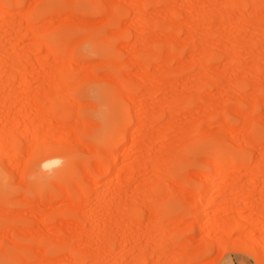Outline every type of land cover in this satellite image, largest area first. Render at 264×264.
I'll list each match as a JSON object with an SVG mask.
<instances>
[{"label": "rangeland", "instance_id": "1", "mask_svg": "<svg viewBox=\"0 0 264 264\" xmlns=\"http://www.w3.org/2000/svg\"><path fill=\"white\" fill-rule=\"evenodd\" d=\"M0 1V264H264V7Z\"/></svg>", "mask_w": 264, "mask_h": 264}, {"label": "bare ground", "instance_id": "2", "mask_svg": "<svg viewBox=\"0 0 264 264\" xmlns=\"http://www.w3.org/2000/svg\"><path fill=\"white\" fill-rule=\"evenodd\" d=\"M238 1H239V0H237V2H238ZM263 1H264V0H263ZM263 1H262V0H249V3H248V4L250 5L249 8L251 9V7H252V13H253V15H255V16L262 15V12L260 11V10H261L260 8H261V7H264V2H263ZM0 2H1V1H0ZM13 2H14V1H13ZM168 2H169V1H168ZM168 2H167V4H168ZM235 2H236V1H235ZM247 2H248V1H247ZM4 4H5V3H4ZM237 4H239V3H237ZM241 5H242V7L244 6V4H242V3H240L238 6L240 7ZM15 6H16V5H15ZM153 6H154V5H153ZM165 6L168 7V6H170V5H169V4H168V5L165 4ZM138 8H139V7H138ZM138 8H137V9H138ZM240 8H241V7H240ZM0 9H1V8H0ZM171 9H173V8H171ZM242 9H244V7H243ZM253 9H254V10H253ZM258 9H260V10H258ZM140 10H142V8L139 9V10H137V11L141 13ZM240 10H241V9H240ZM255 10H256V11H255ZM263 10H264V8H263ZM263 10H262V11H263ZM1 11H2V10H1ZM1 11H0V12H1ZM171 11H173V10H171ZM171 11H169V12H171ZM243 11H245V10H243ZM243 11H242V12H243ZM250 11H251V10H250ZM254 11H255V12H254ZM16 12H18V11H16ZM142 12H143V11H142ZM242 12H240L241 14H240V17L237 18V21L241 19V20L244 21L245 24H249V25H250V23L252 24V18H251V17H248V18L244 17V15H245L244 13H245V12H243V14H242ZM259 12H260V14H259ZM108 13L110 14V11H109ZM140 13H137V15H139V19H138V20H141L140 18H143V17L140 16ZM2 14H3V12H1V15H2ZM17 14H18V13H17ZM28 14H29V12L27 13V15H28ZM141 14H142V13H141ZM171 14H172V13H171ZM171 14H170V15H171ZM257 14H258V15H257ZM15 15H16V14H15ZM135 15H136V14H135ZM241 15H242L243 17H242ZM16 16H17V15H16ZM19 16H20V14H19ZM109 16H110V15H109ZM2 17H3V16H2ZM2 17L0 16V18H2ZM135 17H136V16H135ZM203 17H204V16H203ZM220 17L224 19V17H222V16H220ZM226 17H228V16H226ZM241 17H242V18H241ZM21 18H22V17H21ZM31 18H33V17H31ZM136 18H137V17H136ZM136 18H135V19H136ZM243 18H244V19H243ZM24 19H25V22H26V24H27L28 21H26V17H25ZM143 19H144V22H145V23H146V22L149 23V21H150V20L145 21V18H143ZM143 19H142V20H143ZM204 19H206V18H204ZM226 19H228V18H226ZM9 20H10V19H9ZM1 22H2V20H1ZM5 22H6V21H5ZM21 22H22V21H21ZM25 22H24V23H25ZM144 22H142V23L144 24ZM246 22H247V23H246ZM2 23L4 24V22H2ZM8 23H9V22H8ZM19 23H20V22H19ZM3 24H2V25H3ZM26 24H25V27H26V26H27V27H26V28L24 27V32L27 33V34L30 32L31 35L34 34L35 30H34L33 26L26 25ZM6 25H7V24H6ZM144 25L146 26V24H144ZM144 25H143V26H144ZM4 27H5V26H4ZM8 27H11V26H8ZM34 27H36V26H34ZM146 27H147V26H146ZM12 28H13V26H12ZM144 28H145V27H144ZM147 28H148V27H147ZM151 28H152V27H151ZM6 29H7V28H6ZM39 30H40V29H38V31H39ZM36 33H37V31L35 32V34H36ZM38 33H41V31H39ZM42 33H44V32H42ZM35 34H34V35H35ZM138 34H139V33H138ZM138 34H137V35H138ZM142 34H143V33H142ZM35 36L38 37V34H36ZM35 36H33V37H35ZM39 36H40V34H39ZM140 36H141V35H140ZM141 37H142V36H141ZM38 38H39V37H38ZM136 39H137V38H136ZM138 39H139V38H138ZM36 41H37V40H36ZM41 43H42V42H40V45H41ZM261 44H262V43H261ZM73 45H74V44H73ZM243 45H244V44H243ZM37 46H39V43H38ZM41 46H42V45H41ZM43 46H44L45 48H47V47H46L47 45H45L44 43H43ZM43 46H42V47H43ZM259 46H260V45H259ZM42 47H41V48H42ZM41 48H38V49H41ZM106 48H107V47H106ZM244 48H245V46H244ZM14 49H15V48H14ZM14 49H13V50H14ZM71 49H72V48H71ZM246 49H247V47H246ZM262 49H263V48H262ZM46 50L49 52V53H48L49 56H51V55L53 54L52 52H50V51L48 50V48H47ZM15 51H16V50H14V52H15ZM46 53H47V52H46ZM51 53H52V54H51ZM48 54H47V55H48ZM52 56L54 57L55 55L53 54ZM165 56H166V55H165ZM14 57H15V56H14ZM16 57H17V56H16ZM16 57H15V58H16ZM168 57H169V55H168ZM229 57H230V56H229ZM231 57H232V56H231ZM231 57H230L229 59H231ZM19 58H20V57H19ZM54 58H55V57H54ZM169 58H170V57H169ZM171 58H172V57H171ZM171 58H170V59H171ZM56 59H57V58H56ZM234 59H235V58H234ZM24 60H25V59H24ZM68 60H70V59H68V57H67V61H68ZM232 60H233V57H232ZM232 60H231V61H232ZM70 61H71V60H70ZM70 61H69V62H70ZM112 61H113V60H112ZM112 61H111V62H112ZM14 62H15V61H14ZM16 62H17V61H16ZM21 62H22V61H21ZM71 62H72V61H71ZM113 62H115V61H113ZM165 62H167V58L165 59ZM165 62H164V63H165ZM24 63H25V62H24ZM14 64H15V63H14ZM133 64H134V63H133ZM165 64H166V63H165ZM15 65H16V64H15ZM42 65H44V62L42 63ZM45 65H46V64H45ZM141 66H142V65H141ZM163 66H164V65H163ZM166 66H167V65H166ZM18 67H20L19 63H18ZM18 67H17V68H18ZM41 67H42V66H41ZM48 67H49V66H48ZM144 67H145V66H144ZM20 68H22V67H20ZM57 68H58V67H57ZM161 68H162L161 71H166V69H165L166 67H165L164 69H163V67H161ZM22 69H23V68H22ZM53 69H54V68H53ZM141 69H142V68H141ZM143 69H144V68H143ZM143 69H142V71H143ZM159 69H160V68H158V72H159ZM17 70H18V69H17ZM55 70H56V69H55ZM51 71H52V70H51ZM60 71H61V69H60ZM145 71H146V70H145ZM167 71H169V70H167ZM6 72H8V71H6ZM146 72H148V71H146ZM172 72H173V71H172ZM54 73H55V74H54ZM54 73H53V74H54V76L56 77V74H57L56 71H55ZM139 73H140V72H139ZM156 73H157V71H156ZM159 73H161V72H159ZM7 74H9V73H7ZM7 74H6V75H7ZM13 74H14V73H13ZM51 74H52V73H51ZM53 74H52V75H53ZM161 74H162V73H161ZM140 75H142V74H140ZM162 76H164V74H163ZM58 77H59V76H57L56 82H57L58 79H59ZM138 77H139V76H138ZM144 77H145V76H144ZM144 77H143V78H144ZM159 78H160V77H159ZM162 79H163V77H162ZM22 80H23V83L27 82V78H26V77H24ZM53 80H54V79H53ZM60 80H61V78L59 79V81H60ZM50 81H52V80H50ZM117 81H118V80H117ZM52 82H53V84H54V81H52ZM56 82H55V83H56ZM61 82H62V81H61ZM59 83H60V82H57V84H59ZM63 83H64V82H63ZM117 83H118V82H117ZM53 84H52V86H53V87L55 86V88H56V84H55V85H53ZM138 84H140V83H138ZM116 85H117V84H116ZM140 85H141V84H140ZM52 86H51V87H52ZM57 87H58V86H57ZM120 87H121V86H120ZM121 88H122V87H121ZM53 89H54V88H52V91L55 92ZM59 89H60V88H59ZM57 90H58V88H57ZM114 91H115V90H114ZM144 91H145V90H144ZM57 92H59V90L56 91V93H57ZM56 93H55V94H56ZM55 94H54L53 96H55ZM120 96H123V95H120ZM123 97H124V96H123ZM127 97H128V96H127ZM50 98H53V97L51 96ZM125 99H126V98H125ZM8 101H10V99H9ZM55 101H56V100H55ZM33 102H34V101H33ZM49 102H50V101H49ZM9 103H10V102H9ZM51 103H52V102H51ZM175 103H176V102H174V104H175ZM39 105H41V104L39 103ZM39 105H38V102H37V103H35L33 106H35V107H37V106L40 107ZM30 106H31V105H30ZM33 106H31V107H33ZM28 107H29V106H28ZM28 107H27V108H28ZM41 108H42V107H41ZM172 108H173V107H172ZM34 109H35V108H34ZM37 109H38V108H37ZM51 109H52V108H51ZM48 110H49V109H48ZM52 110H53V109H52ZM30 111H31V110H30ZM34 111H36V110H34ZM40 111H41V110H40ZM42 111H43V110H42ZM178 111H179V110H178ZM37 112H38V111H37ZM3 116H4V115H3ZM250 116H251V115H250ZM0 117H1V116H0ZM239 117H241V114H240ZM245 117H248V116H247V115H245L244 117L242 116L243 119H244ZM4 118H5V117H4ZM143 118H144V117H143ZM2 119H3V118H2ZM246 119H247V118H246ZM248 119H249V117H248ZM3 120H4V119H3ZM251 120H252V119H251ZM219 121H220V120H219ZM222 121H223V120H222ZM244 121H245V120H244ZM244 121H243V123H244ZM254 121H255V120H254ZM246 122H247V121H246ZM251 123H252V122H251ZM172 124H173V123H172ZM225 124H226V122H225ZM170 125H171V123H170ZM223 125H224V124H223ZM245 125L247 126V123H245L244 126H245ZM248 125H249V124H248ZM225 126H226V125H225ZM141 127H142V126H141ZM170 127L173 128V126H170ZM170 127H169V128H170ZM250 127H251V126H250ZM139 128H140V127H139ZM142 128H143V129L140 128V130L138 129V132H139V133H137L138 135H141V134L144 132V131H142V132L140 133L141 130H146V129L144 128V124H143V127H142ZM29 129H30V128H29ZM167 130H168V129H167ZM245 130H249V129H247V128L245 127ZM164 132H166V131H164ZM243 132H245L244 129H243ZM246 132H247V131H246ZM246 132H245V133H246ZM245 133H244V134H245ZM10 134H11V133H10ZM137 134H135L136 137L133 136V138L136 139V140H137V139L139 140V137H138ZM6 135H7V134H6ZM8 135H9V134H8ZM164 135H165V134H164ZM249 135H250V134H249ZM127 136H128V135H127ZM141 136H142V135H141ZM162 136H163V134H161V136H159V137H161V138H159V139L163 141V140H164V137H167V136H166V135L163 136V137H162ZM243 137H244V136H243ZM251 137H252V136H251ZM5 138H6V137H5ZM10 138H11V137H10ZM119 138H120V137H119ZM140 138H141V137H140ZM165 139H166V138H165ZM243 139H244V138H243ZM245 139H246V138H245ZM251 139H252V138H251ZM248 140H249V139H248ZM236 141H237V143H238L239 140H236ZM244 141H246V140H244ZM254 141H256V140H254ZM237 143H236V144H237ZM243 143H245V142H243ZM246 143H247V142H246ZM246 143H245V144H246ZM250 143H251V140H250ZM250 143H248V144H246V145H251ZM240 144H241V142H240ZM240 144H239V145H240ZM0 145H1V144H0ZM3 146H5V145H3ZM237 146H238V144H237ZM240 146H241V145H240ZM251 146H252V145H251ZM253 147H254V146H253ZM0 148H1V146H0ZM5 148H6V147H5ZM7 148H8V147H7ZM7 148L5 149V151L7 150ZM3 150H4V149H3ZM65 153H66V152H65ZM117 153H118V152H117ZM263 154H264V152L262 151V152H261V155H260V156H261V157H260L261 159L259 158V159H260L259 162L257 161V166H256V167H252V166H251V168H250V167L247 165V168H244V167L241 165V163H236L234 167L231 166L230 170H231V169H232V170L234 169L235 172H239V171H241V170H242V171H248L251 175H254V177L259 178L258 176H260V175H262V174L264 175V155H263ZM169 155H170V154H169ZM119 156H120V154H119ZM165 156H166V155H165ZM262 156H263V157H262ZM159 158H160V157H159ZM159 158H158V159H159ZM129 159H130V158H129ZM57 160H60V159H52V160H47V161H48V162H50V161L53 162V161H57ZM154 160L157 161V158H155ZM160 160L163 161L162 158H160ZM160 160H159V161H160ZM227 160H228V159H227ZM128 161H130V160H128ZM156 161H153V163H154V162L156 163ZM159 161H157L158 165L154 163L155 165H157V166L155 167V170H156V171L158 170L157 172H162V170H163V172H164V167H163V166H160V164H162V162H161V161L159 162ZM143 162H144V161H143ZM53 163H54V162H53ZM112 163H113V162H112ZM159 163H160V164H159ZM211 163H212L211 168H212V171L214 172V175H213V176H208V178H206V179H207V180H206V183H207L209 186H210V185H214L215 182H216V179H218L219 177H222L223 175H227V174L229 173V172H226V171H227V170H225L226 167L221 168L220 164H219L217 161H215V163H214V162H211ZM154 164H153V166H155ZM151 165H152V164H151ZM163 165H164V164H163ZM153 166H152L151 168H153ZM101 167H102V166H100V168H101ZM114 167H115V166H114ZM114 167H113V168H114ZM162 167H163V168H162ZM248 167H249V168H248ZM115 169H116V168H115ZM115 169H114V170H115ZM165 169H166V168H165ZM223 169H224V171H223ZM226 169H227V168H226ZM243 169H245V170H243ZM103 170L105 171V169H102V170L100 169V171L97 170L98 172H97V171H96V172H97L98 174L102 175V174H104ZM153 171H154V170H153ZM156 171H155V172H156ZM163 172H162V173H156L157 175L155 174V177H156V176H157V178H159V177H163V176H164L163 174L165 173V172H164V173H163ZM232 172H233V171H232ZM121 174H122V169H120V168L117 167V169L115 170V176H116V178L121 177ZM168 174H169V173H168ZM168 174L166 173L165 178L168 176ZM158 176H159V177H158ZM170 177H171V176H170ZM170 177L168 176V178H170ZM188 177H189V176H188ZM154 184H155V183H154ZM212 187H213V186H212ZM65 192H66V191H65ZM170 193H171V192H170ZM67 194H68V193H67ZM67 194H66V196H67ZM169 195H170V194H169ZM208 195H209V194H208ZM212 196H213V197H211V199H210L211 202H212V201H215V200L218 198L217 193L213 194ZM64 197H65V196H64ZM209 197H210V196H209ZM205 199H208V198H207V195H206V194L201 195V196H200V199H199V203L202 205V202H203ZM150 200H151V199H150ZM74 209H75V208H74ZM155 211H156V209H155ZM155 211H154L155 214H154V218H153V219H156V224H155L156 228H160V227H162V226H165V224H166L167 222H165V223L162 224L163 221H161V224H162V225L160 224L161 226H160V227L158 226V224H157V222H158V216H157V214H156ZM75 213H76V211H75ZM130 213H131V211H130ZM152 215H153V214H152ZM91 216H92V215H91ZM91 216H89V217H91ZM127 216H128V218H129V212H128ZM92 217H93V216H92ZM152 217H153V216H152ZM128 218H127V219H128ZM129 219H131V216H130ZM172 219H173V218H172ZM89 220H92V219L89 218ZM132 220L135 222L134 219H132ZM176 220H177V219H176ZM92 221H93V220H92ZM128 221H130V220H128ZM172 221H173V220H172ZM88 222H89V221H88ZM134 222H133V223H134ZM136 223H138V222H136ZM162 228H163V227H162ZM160 230H162V232H163L164 229H160ZM160 230H158V231H160ZM124 232H125V231H124ZM263 232H264V227H263ZM125 233H126V232H125ZM122 234H123V233H122ZM263 234H264V233H263ZM122 237H123V238H122ZM122 237H121L122 240H121V243H120V246H119V247H120V249H121L122 251H124L125 248H126V246H127V243H131V242L128 241V238H127V240H126L127 235H124V236L122 235ZM101 242H102V241H101ZM117 244H118V243H117ZM102 247H103V246H102ZM84 251H85V250H84ZM84 251H83V252H84ZM89 254H90V252H89ZM89 254H88V255H89ZM67 255H68V254H67ZM84 255H85V254H84ZM263 255H264V254H263ZM89 256H90V255H89ZM89 256H88V257H89ZM93 256H95V255H93ZM93 256H92V258L95 259L96 256H95V257H93ZM70 257H71V256H70ZM70 257L67 256V258L71 261V263H75V264H76V262L74 261V259H73V258L70 259ZM84 257H85V256H84ZM98 257H99V255L97 256V258H98ZM101 257H102V256H100V258H101ZM142 257H144V256L142 255ZM82 258H83V257H82ZM85 258H86V257H85ZM100 258H98V259L100 260ZM139 258H140V256H139ZM72 259H73V260H72ZM83 259H84V258H83ZM89 259H90V258H89ZM140 259H141V261H142L143 258H140ZM96 260H97V259H95V261H96ZM72 261H73V262H72ZM100 261H101V260H100ZM142 263H144V261H142Z\"/></svg>", "mask_w": 264, "mask_h": 264}]
</instances>
